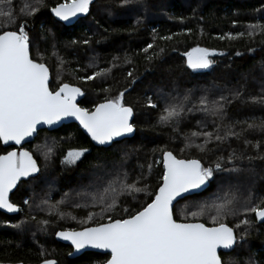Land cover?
<instances>
[{"label":"trees","instance_id":"trees-1","mask_svg":"<svg viewBox=\"0 0 264 264\" xmlns=\"http://www.w3.org/2000/svg\"><path fill=\"white\" fill-rule=\"evenodd\" d=\"M43 2L44 6L35 16L22 18L30 22L28 32L32 40L31 58L45 63L49 69L50 90L57 89L62 83L79 87L83 92L80 107L92 110L95 104L103 102L106 97L127 89L124 91L123 102L134 108L136 131L132 138L122 140L120 145V149L129 153L126 161L121 160L120 151L117 149L93 146L75 124L63 125L54 131H39L34 141L24 146L33 153L38 162V178L19 183L10 197L23 211L15 216L0 213V262L35 264L43 259H53L58 264H104L109 258L107 254L89 252L79 258L68 259L71 248L56 242L55 232L62 229L80 230L82 227L106 222L99 215L93 221H87L85 218L91 209L72 207L76 193L87 189L94 182L98 183V177L106 170L112 169L113 165L123 164L130 172L132 180L141 171L139 165H143L147 173L148 165L151 164V174L146 182L150 185L149 191L154 192L161 183L163 168L159 161H162L164 150L172 151L178 158H201L207 165L217 155L227 156L233 149L238 153L245 152L246 155L256 156L257 153L251 145L245 149L244 138L253 143L259 140L264 145V131L250 130L239 140L231 139L230 142L220 145L216 153L205 154L195 149L182 152L181 149L185 147L184 134L197 130L196 121L199 119H206L208 129L211 130L212 118H204L200 113L191 115L181 121L178 132H173L170 126L158 123L159 108L145 107V97L148 95L163 107V101H159L157 97L159 90L171 92L173 95L179 93L182 96L186 90L193 89L195 98L205 88L212 89V96H218L219 92L214 85L224 88V95L229 94V89L243 85L245 97L264 94L260 91L264 87V34L257 32L253 36L236 35L240 32L247 33L250 24H264V0H134L124 7L119 6V0H93L89 13L83 14L78 18L79 22L71 27H66L50 14V9L63 0ZM33 3L34 0H15V7L18 12L23 5ZM109 6L112 8L111 15L105 11ZM229 33L232 34V39L228 38ZM163 36H172V39H160ZM221 36L224 38L221 39ZM84 39H90V43H68L71 40ZM148 44L153 47L145 53L143 49ZM196 47L210 50V58L216 61L211 69L192 70L187 67L183 53ZM160 48H164L160 59L149 63L146 56L153 52L158 53ZM249 49L254 51L250 52ZM236 52L242 55L236 56ZM93 57L98 68H111L110 73L94 80L80 79L98 70L87 67ZM114 57L118 59L113 61ZM61 60L64 62L63 70L58 71ZM112 63L119 66L112 67ZM75 69L84 70L73 71ZM129 71H132V77L127 75ZM246 117H255L257 121L264 118V105L241 104L236 101L228 106L223 123H232ZM239 128L237 125V131ZM53 141L56 142L55 154L46 161L37 146L46 142L52 144ZM73 148H88L89 152L75 165H62L63 155ZM9 149L11 147L3 148L0 144V154ZM261 152L264 153V146ZM236 163L243 168L234 177L238 182L236 194L239 207L248 195L249 187L258 196H264V160H254L251 165L247 159ZM216 191L213 185L199 197L182 200L179 205H174V215L179 218L185 205H188L187 211L197 210V202L209 199ZM65 192L71 194L72 200L61 206L66 214L63 219L23 204L26 196H32L35 203H39L45 195L55 203ZM151 199V196H144L142 193L138 200L122 197L120 207L112 215L117 216L118 213L117 218L123 217L125 205L132 211ZM95 211L99 213V209ZM30 215H35L38 220L51 219L53 223L48 232L39 231L35 222H30L24 231L8 226L9 223H16ZM244 218L243 214L230 215L222 221L236 233L245 228L249 232L246 237L247 244L228 255L235 259L236 264H245L246 261L248 264H264V223H257L255 215L249 213L247 218L252 221V225L241 224L237 228L236 225ZM82 220L85 222L81 223ZM202 220L207 222V216ZM41 247L45 251L44 256L40 254ZM222 259L227 261L228 256H223Z\"/></svg>","mask_w":264,"mask_h":264},{"label":"snow or ice","instance_id":"snow-or-ice-1","mask_svg":"<svg viewBox=\"0 0 264 264\" xmlns=\"http://www.w3.org/2000/svg\"><path fill=\"white\" fill-rule=\"evenodd\" d=\"M92 2L93 0H63L51 8V12L58 21L64 22L66 27H71L79 22L80 14L89 13ZM133 2L134 0H119V6L124 7ZM43 6V0H34L33 4H25L17 12L15 0H0V142L5 145L9 142L20 145L26 137L35 138L40 131L38 126L51 127L62 119L71 117L79 121L92 141L97 145H107L108 148L119 150L121 160L126 161L129 153L120 149L122 139L118 138L129 137L136 131L134 108L123 102L124 91L127 89L106 97L103 102L95 104L92 110L82 108L75 103L76 97L83 95L79 87L62 83L57 89L50 90L48 67L30 57V22L22 17L35 16ZM105 11L111 15V6ZM31 26L34 27V24ZM41 27L43 28V25ZM248 28L247 33L240 32L236 35L253 36L257 32L264 34V24H250ZM227 35L229 39L233 38L232 34ZM160 39L171 40L172 36H163ZM68 43L89 44L90 39L71 40ZM152 47V44H148L143 51L147 53ZM53 48L55 49V45ZM163 52L164 48H160L158 53L153 52L146 56V60L152 63L160 59V53ZM183 55L187 57V67L192 70H209L216 64V61L210 58V50L206 48L196 47ZM235 55L242 54L236 52ZM117 59L114 57L113 61ZM63 63L61 60L58 71L63 70ZM118 66L112 63V67ZM87 67L98 70L80 79L94 80L105 77L111 71V68H98L94 57ZM80 70L84 69L73 71ZM127 75L132 77V71ZM214 88L219 92L218 96H212V89L205 88L195 98L193 89L186 90L182 96L179 93L173 95L171 92L159 90L157 97L159 101H163V107L161 108L151 95L145 97V107L159 108L158 123L170 126L173 132H178L181 121L191 115L200 113L204 118H212L211 130L208 129L206 119H199L196 121L197 130L184 134L185 147L181 149L182 152L195 149L205 154L216 153L220 145L230 142L231 139L239 140L247 131H264V118L257 121L255 117H246L232 123H223L229 105L236 101L241 104L264 105V94L245 97L243 85L229 89L228 95H224V88L216 85ZM260 91L264 93V87H261ZM237 125L240 126L239 131ZM243 143L245 149L251 145L257 155H246L245 152L238 153L233 149L227 156L217 155L215 160L207 165L201 158H178L172 151L164 150L163 159L159 161L163 165L161 183L154 192L149 191L150 185L146 182L151 174V164L148 165L147 173L144 166L139 165L141 171L132 180L130 172L123 164H119L113 165L112 169L99 176L98 183L94 182L87 189L77 192L74 200L70 193L65 192L55 203L45 195L39 203H35L32 196H26L23 204L47 212L49 216L58 219L65 217L61 206L69 200H72L74 208L91 209L85 218L87 221H93L99 215L100 219L106 222L82 227L80 230L62 229L56 231L55 235L61 240L70 241L74 253H81L86 248L107 250L111 255L105 264H236L235 259L228 254L247 244L246 237L249 232L245 228L236 233L222 221L230 215L243 214L245 218L236 227L239 228L241 224L251 226L252 221L247 218V214L252 213L257 222H264V196H258L252 187H249L248 195L237 207L238 182L234 177L239 175L243 168L236 162L247 159L251 165L254 160H264V153L261 152L264 145L261 141L253 143L244 138ZM55 145V141L52 144L46 142L38 145L37 149L47 161L55 154ZM87 152L88 148L69 149L63 155L61 164L75 165ZM39 173L38 162L28 150H12L0 154V210L8 213L22 212L23 208L10 199L9 193L17 188L21 178H25L26 182L29 179L36 180ZM213 185L217 191L209 199L197 202V210L187 211L188 205H185L179 218L174 215V202L179 205L182 200L199 197ZM141 193L151 196V201L132 211L125 205L123 217L117 218L118 213L117 216L112 215L120 207L122 197L138 200ZM95 209H99V213ZM204 216H207V222L202 220ZM30 222H35L38 230L43 233H47L53 223L51 219L38 220L35 215H30L16 223H9L8 226L24 231ZM218 249L224 251L218 255ZM74 253L70 252L69 256ZM40 254L45 255L43 247ZM223 256H228L227 261L222 259ZM41 264L58 262L43 259Z\"/></svg>","mask_w":264,"mask_h":264},{"label":"water","instance_id":"water-1","mask_svg":"<svg viewBox=\"0 0 264 264\" xmlns=\"http://www.w3.org/2000/svg\"><path fill=\"white\" fill-rule=\"evenodd\" d=\"M50 14H51V16H52L54 19H56V20L58 21V18H56V17L54 16V14L51 12V9H50ZM82 15H83V14H80V15L78 16V18H80ZM59 22H61V21H59ZM61 23H64V22H61ZM30 57H31V56H30ZM186 61H187V57H186ZM46 67H47V66H46ZM50 79H51V77H50V72H49V83H50ZM71 86H74V85H71ZM75 87H76V86H75ZM82 98H83V95H81V96H77V97H76L75 103H77V105H78L79 107H80L79 102L81 101ZM69 124H75V125L80 129V131H81V132H82V133H83V134L89 139V141L92 143L93 146H95V147H103V148H107V147H108L107 145H97L94 141H92V140H91V137L87 134V132H86V131L82 128V126L79 124V121H77V120H75L74 118H71V117H69V118H64V119H62L61 121H59L57 124L52 125L51 127L48 126V125H41V126H38V128L40 129V131H43V130H45V131H54V130L60 128V127L63 126V125H69ZM134 134H135V133H134ZM134 134L131 135V136H129V137H126V138H118V139H122V140H124V139H129V138H132V137L134 136ZM35 137H36V136H35ZM34 139H35V138H32V137H26L25 140L22 141L20 145H15L14 142H9L8 145L3 144L2 142H0V144H1V146H2L3 148H9V147H11V149H9L8 151H12V150L20 151L21 149H23V150H27V149L24 148V146H25L26 144L32 143V142L34 141ZM28 151H29V150H28ZM3 154H5V153H3ZM162 159H163V156H162ZM162 168H163V165H162ZM37 175H38V174H37ZM24 181H25V178H21V181L18 182L17 187H18L19 183L24 182ZM16 189H17V188H14V189L12 190V192L9 193V197H11V195L15 192ZM174 205H175V202H174ZM0 213L5 214V215H7V216H15V215H17L19 212H18V213H8V212H6V211H4V210H0ZM257 223L260 224V223H264V222H257ZM55 241L58 242V243H60V244H63V245L69 246V247L71 248V251H70V252L74 253V249H73V247H72L70 241H64V240H61V239H59L56 235H55ZM223 251H224L223 249H218V250H217L218 255H219L220 253H222ZM70 252H69V253H70ZM89 252H93V253H97V254H104V255L107 254V255L109 256V258H110V255H111L110 252H108L107 250H104V249L86 248V249L82 250L81 253H74L73 256H69V253H68L67 258H68V259L79 258V257L82 256L84 253H89ZM0 264H19V263H1V262H0ZM22 264H23V263H22ZM27 264H29V263H27ZM38 264H41V263H38ZM104 264H105V263H104Z\"/></svg>","mask_w":264,"mask_h":264},{"label":"flooded vegetation","instance_id":"flooded-vegetation-1","mask_svg":"<svg viewBox=\"0 0 264 264\" xmlns=\"http://www.w3.org/2000/svg\"><path fill=\"white\" fill-rule=\"evenodd\" d=\"M39 263H41V262H39ZM30 264V263H29ZM35 264H38V263H35Z\"/></svg>","mask_w":264,"mask_h":264}]
</instances>
